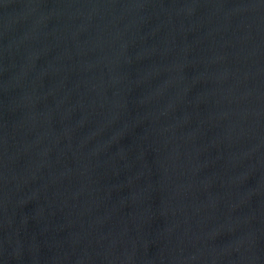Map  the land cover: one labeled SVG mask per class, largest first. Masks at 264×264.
<instances>
[{
  "label": "water",
  "instance_id": "95a60500",
  "mask_svg": "<svg viewBox=\"0 0 264 264\" xmlns=\"http://www.w3.org/2000/svg\"><path fill=\"white\" fill-rule=\"evenodd\" d=\"M0 264H264V0H0Z\"/></svg>",
  "mask_w": 264,
  "mask_h": 264
}]
</instances>
